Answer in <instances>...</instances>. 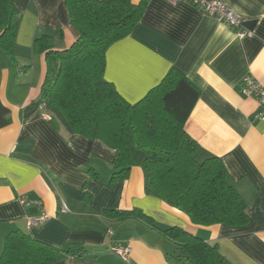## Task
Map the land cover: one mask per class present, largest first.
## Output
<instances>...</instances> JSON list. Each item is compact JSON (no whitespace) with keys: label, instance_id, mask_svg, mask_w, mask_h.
<instances>
[{"label":"crops","instance_id":"obj_1","mask_svg":"<svg viewBox=\"0 0 264 264\" xmlns=\"http://www.w3.org/2000/svg\"><path fill=\"white\" fill-rule=\"evenodd\" d=\"M222 2L242 20L246 36L185 0H147L132 32L108 48L103 76L135 104L170 69L185 75L199 91L185 131L198 144L200 160L222 162L245 203L248 223L195 225L145 194L139 167L110 184L115 152L100 140L54 128L41 107L24 119L46 73L34 40L47 36L63 51L79 34L66 0H15L20 22L13 60L0 50V103L10 119L0 129V256L6 236L20 231L64 251L54 264H178L171 258L176 246L157 231L135 219L118 223L103 217L105 211L137 209L161 230L182 229L217 246L223 264H264V118H256L255 100L238 93L247 76L264 85V0ZM39 217L46 220L29 224ZM115 246L129 248L127 260L111 253Z\"/></svg>","mask_w":264,"mask_h":264},{"label":"trees","instance_id":"obj_2","mask_svg":"<svg viewBox=\"0 0 264 264\" xmlns=\"http://www.w3.org/2000/svg\"><path fill=\"white\" fill-rule=\"evenodd\" d=\"M77 40L66 50L54 49L42 36L33 51L43 55L46 73L40 96L23 111L29 118L38 108L54 128L70 135L96 139L114 150L110 184L142 169L147 196L185 213L198 226L242 227L248 223L245 203L229 184L224 165L216 157L200 160L198 144L186 133L185 123L199 96L198 89L172 68L160 84L135 104L127 103L104 80L105 55L126 38L141 20L147 0H66ZM15 0H0V50L12 60L19 28ZM10 123L0 103V129ZM103 217L121 223L135 219L171 241L178 264H223L217 246L178 228L161 230L140 210L105 211ZM59 248L14 231L4 242L0 264H54Z\"/></svg>","mask_w":264,"mask_h":264},{"label":"built area","instance_id":"obj_3","mask_svg":"<svg viewBox=\"0 0 264 264\" xmlns=\"http://www.w3.org/2000/svg\"><path fill=\"white\" fill-rule=\"evenodd\" d=\"M169 2H176L177 0H167ZM190 5L198 9L202 14L214 18L219 23L226 25L229 28L235 29L239 37L246 36L247 33L242 28V20L230 11L222 2V0H185ZM238 93L244 98L253 99L257 103L256 118H264V85L255 81L252 77L247 76L242 79ZM22 205H28L25 200L21 199ZM39 205V203H36ZM65 211V208H62ZM46 220V217H39L29 220V224L37 225ZM109 235L111 233H108ZM111 253L123 260H127L129 256L128 247L115 246L110 249Z\"/></svg>","mask_w":264,"mask_h":264}]
</instances>
